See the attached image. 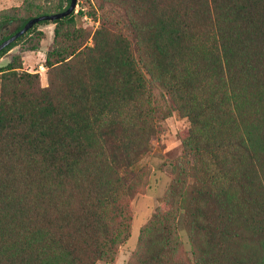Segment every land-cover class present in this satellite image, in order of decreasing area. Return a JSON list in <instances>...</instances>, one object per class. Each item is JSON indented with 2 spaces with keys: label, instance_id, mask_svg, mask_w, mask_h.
I'll return each mask as SVG.
<instances>
[{
  "label": "trees",
  "instance_id": "obj_1",
  "mask_svg": "<svg viewBox=\"0 0 264 264\" xmlns=\"http://www.w3.org/2000/svg\"><path fill=\"white\" fill-rule=\"evenodd\" d=\"M100 2L92 46L75 13L53 23L46 87L20 56L0 68V264L115 262L157 86L189 129L128 264H188L180 221L195 264H264V0ZM48 14L27 0L0 11V43ZM44 39L35 26L0 60Z\"/></svg>",
  "mask_w": 264,
  "mask_h": 264
},
{
  "label": "rangeland",
  "instance_id": "obj_2",
  "mask_svg": "<svg viewBox=\"0 0 264 264\" xmlns=\"http://www.w3.org/2000/svg\"><path fill=\"white\" fill-rule=\"evenodd\" d=\"M25 1L0 0V11L20 7ZM27 1L35 3L45 12L57 13L60 11H56V5L62 0ZM67 6L66 3L65 8ZM80 11L83 12L82 16H79ZM74 13L77 29L85 31L87 37L85 45L92 46L93 35L100 27V21L105 13L100 0H78ZM36 28L45 34V39L42 41L40 48L37 51H27V42H20L3 56L0 60V68L5 69L15 57L20 56L24 61V69L20 71L39 74L42 86L46 87L48 85V68L45 65L46 56L53 46L55 25L51 22H48V24L40 23L36 25ZM167 99L163 89L157 86L154 104L160 113L158 133L151 141V153L136 166L138 190L135 197L129 199L127 203V223L130 237L119 248L115 262H100L99 264H128L138 250L142 230L160 210L164 209V199L174 178L173 165L183 159L182 140L189 129V123L180 118L176 112L170 110L171 104ZM179 228L182 241L181 257L188 264H195L193 248L188 234L183 231L181 221Z\"/></svg>",
  "mask_w": 264,
  "mask_h": 264
},
{
  "label": "water",
  "instance_id": "obj_3",
  "mask_svg": "<svg viewBox=\"0 0 264 264\" xmlns=\"http://www.w3.org/2000/svg\"><path fill=\"white\" fill-rule=\"evenodd\" d=\"M77 5H78V0H71L70 6L63 12L42 15V16L34 17L30 19L16 34H14L13 36L9 37L8 39L0 43V52L7 49L9 46L15 43L18 39H20L22 36L27 34L36 25L42 22L55 23L56 21L62 20L66 17H70L75 12Z\"/></svg>",
  "mask_w": 264,
  "mask_h": 264
},
{
  "label": "flooded vegetation",
  "instance_id": "obj_4",
  "mask_svg": "<svg viewBox=\"0 0 264 264\" xmlns=\"http://www.w3.org/2000/svg\"><path fill=\"white\" fill-rule=\"evenodd\" d=\"M18 31H16L15 29H11V31L9 32L10 37L13 36L14 34H16ZM8 39V38H7ZM3 42V41H2Z\"/></svg>",
  "mask_w": 264,
  "mask_h": 264
}]
</instances>
